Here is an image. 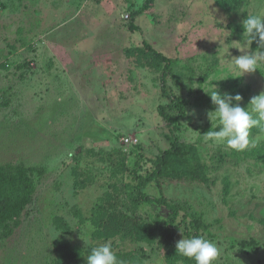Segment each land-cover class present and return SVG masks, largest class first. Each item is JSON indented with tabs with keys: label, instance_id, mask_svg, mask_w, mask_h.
Segmentation results:
<instances>
[{
	"label": "rangeland",
	"instance_id": "obj_1",
	"mask_svg": "<svg viewBox=\"0 0 264 264\" xmlns=\"http://www.w3.org/2000/svg\"><path fill=\"white\" fill-rule=\"evenodd\" d=\"M143 2L0 0V170L32 186L1 224L0 264H86L80 235L124 264H194L175 253L192 219L216 264H264V130L242 152L205 139L213 86L242 107L264 91V62L237 78L226 61L242 54L234 45L259 53L236 26L264 0H149L132 18ZM172 136L191 166L171 157L143 183Z\"/></svg>",
	"mask_w": 264,
	"mask_h": 264
},
{
	"label": "clouds",
	"instance_id": "obj_2",
	"mask_svg": "<svg viewBox=\"0 0 264 264\" xmlns=\"http://www.w3.org/2000/svg\"><path fill=\"white\" fill-rule=\"evenodd\" d=\"M242 28L243 39L246 38L244 45L247 49L256 41L260 51L253 53L245 51L244 47L232 46L240 50L242 54L232 58L231 61L225 60L238 72V76H235L237 78L258 70L259 65L264 62V50H262L264 49V13L247 15L242 21ZM227 32L228 35L223 39L231 35L230 31ZM218 39L220 41V38L216 40ZM213 89L210 97L215 107L208 113V118L211 122L217 121V124L214 129L206 132L205 139L237 152L256 147L261 137L250 139V130L254 127L264 130V91L252 96L246 107H242L239 102L243 97L240 94L220 93L214 86ZM193 114H195L194 110ZM80 238L86 245L91 246V251L85 256L86 264H124L117 257L110 243L93 246L90 236L84 239L80 235ZM175 253L182 258L194 261V264H216L220 249L216 243L203 236L185 237L182 233V238L175 243Z\"/></svg>",
	"mask_w": 264,
	"mask_h": 264
},
{
	"label": "trees",
	"instance_id": "obj_3",
	"mask_svg": "<svg viewBox=\"0 0 264 264\" xmlns=\"http://www.w3.org/2000/svg\"><path fill=\"white\" fill-rule=\"evenodd\" d=\"M149 0H144V2L132 13V18L135 17L138 13L142 12L144 9H147L149 4ZM241 0H218V2L224 5L227 8H233L240 3ZM128 27L131 31L138 30L137 25L133 24L132 21L129 22ZM237 29L243 30L242 24H238L236 26ZM143 46L145 49L154 57L164 62L163 70L167 69L170 64V59L162 54L160 51L154 49L149 43L143 41ZM180 104V102H179ZM180 110V108H178ZM158 110L160 115L166 119L168 122L172 121V116H169L166 112H164V106L161 104L158 106ZM187 152V144L183 142H179L177 137L172 136L170 139V145L168 148L164 149L161 155L157 158L155 162V169L151 174H148L143 183L150 180L154 175L158 172H161L164 164L171 157H176L183 160L187 165L191 166V162L187 161L186 155ZM262 160L264 161V151L260 148V152L258 153ZM31 181L30 178L26 174H22L19 177V180L15 178L8 177L4 175V171L0 170V230L2 231L1 224L8 223L13 221L14 218H17V215L20 214L22 208L28 203V193L31 191ZM139 199L151 201L155 200L156 202H163L164 200L160 197H151L147 194H143ZM184 224V231L186 234L190 236L189 227H196L199 224V220L192 219L189 222H182ZM7 225L3 228L6 229ZM196 235V234H194ZM194 263V261H193Z\"/></svg>",
	"mask_w": 264,
	"mask_h": 264
},
{
	"label": "built area",
	"instance_id": "obj_4",
	"mask_svg": "<svg viewBox=\"0 0 264 264\" xmlns=\"http://www.w3.org/2000/svg\"><path fill=\"white\" fill-rule=\"evenodd\" d=\"M125 17H127L128 15L127 14H124Z\"/></svg>",
	"mask_w": 264,
	"mask_h": 264
}]
</instances>
